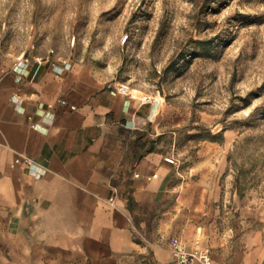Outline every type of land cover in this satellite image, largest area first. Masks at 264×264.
<instances>
[{"label":"crops","instance_id":"0c3cea01","mask_svg":"<svg viewBox=\"0 0 264 264\" xmlns=\"http://www.w3.org/2000/svg\"><path fill=\"white\" fill-rule=\"evenodd\" d=\"M16 64L0 57V264H172L174 236L264 264V203L215 209L213 160L169 162L157 104L87 64Z\"/></svg>","mask_w":264,"mask_h":264},{"label":"rangeland","instance_id":"374dc122","mask_svg":"<svg viewBox=\"0 0 264 264\" xmlns=\"http://www.w3.org/2000/svg\"><path fill=\"white\" fill-rule=\"evenodd\" d=\"M48 56L157 104L170 157L213 160L215 209L264 203V0H0V57Z\"/></svg>","mask_w":264,"mask_h":264},{"label":"built area","instance_id":"2783aa9c","mask_svg":"<svg viewBox=\"0 0 264 264\" xmlns=\"http://www.w3.org/2000/svg\"><path fill=\"white\" fill-rule=\"evenodd\" d=\"M44 58H37V62H42ZM47 62H51V57L48 56L46 58ZM55 69L59 72H63V69L60 65L56 64L55 62H51ZM30 65V59L26 57H22L20 61L16 64V70L18 72H24ZM121 89L125 92H128L129 87L123 85ZM130 94V93H129ZM171 163L178 162L174 158L167 159ZM196 249H189L185 240L181 237L174 236L171 239V252L173 255V262L172 264H212L211 252L210 249H202L199 247V243L197 244Z\"/></svg>","mask_w":264,"mask_h":264}]
</instances>
